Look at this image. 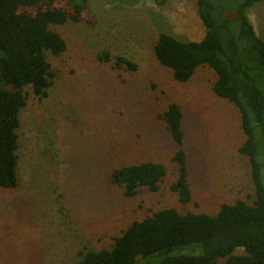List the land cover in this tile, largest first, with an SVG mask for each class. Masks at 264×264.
Returning a JSON list of instances; mask_svg holds the SVG:
<instances>
[{
	"label": "rangeland",
	"instance_id": "obj_1",
	"mask_svg": "<svg viewBox=\"0 0 264 264\" xmlns=\"http://www.w3.org/2000/svg\"><path fill=\"white\" fill-rule=\"evenodd\" d=\"M230 4L233 5L232 1ZM78 22L51 29L67 50L46 54L56 77L48 97L30 87L17 130L15 188H0V264H78L86 250L110 249L113 238L153 212L215 214L222 204L255 199L250 164L238 153L244 141L239 111L217 98V79L199 66L186 83L161 66L153 46L160 32L182 41L205 33L195 0H84ZM60 6L65 7L61 1ZM69 17L72 10L64 8ZM247 14L264 41V1ZM109 55V61L99 57ZM116 57L136 69L114 67ZM0 89L4 82L0 78ZM179 105L192 200L170 191L178 150L159 116ZM160 163L166 175L157 192L135 197L111 184L116 168Z\"/></svg>",
	"mask_w": 264,
	"mask_h": 264
},
{
	"label": "trees",
	"instance_id": "obj_2",
	"mask_svg": "<svg viewBox=\"0 0 264 264\" xmlns=\"http://www.w3.org/2000/svg\"><path fill=\"white\" fill-rule=\"evenodd\" d=\"M155 1L164 5L169 0ZM195 1L205 28L203 38L182 41L160 32L154 56L178 83L188 82L199 66L215 72L214 95L240 113L244 141L237 151L249 161L255 199L252 204H222L215 214L175 208L153 212L114 237L110 249L81 252L78 264H264V41L247 14L264 0H231L233 5L229 0ZM84 10V0H0V78L5 88L0 89V188L18 184L17 130L28 97L24 88L30 87L39 99L47 98L56 75L46 54L60 56L67 50L65 40L51 27L78 22ZM99 59L108 62L109 55ZM114 67L136 69L122 57L115 58ZM159 118L178 146L170 191L187 205L192 194L182 148V111L170 103ZM165 175L162 164L142 162L116 168L110 182L123 188L125 197H135L141 188L157 192Z\"/></svg>",
	"mask_w": 264,
	"mask_h": 264
}]
</instances>
